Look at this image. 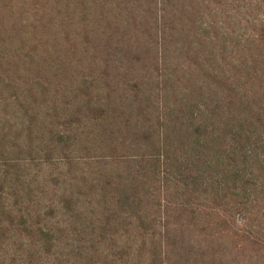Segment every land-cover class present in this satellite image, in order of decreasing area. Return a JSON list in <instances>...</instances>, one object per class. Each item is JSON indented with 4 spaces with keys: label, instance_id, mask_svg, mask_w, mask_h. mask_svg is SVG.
Returning <instances> with one entry per match:
<instances>
[{
    "label": "trees",
    "instance_id": "16d2710c",
    "mask_svg": "<svg viewBox=\"0 0 264 264\" xmlns=\"http://www.w3.org/2000/svg\"><path fill=\"white\" fill-rule=\"evenodd\" d=\"M0 264H264V0H0Z\"/></svg>",
    "mask_w": 264,
    "mask_h": 264
}]
</instances>
